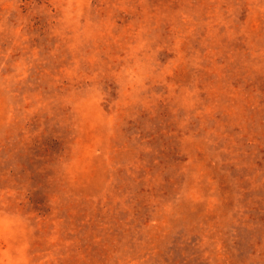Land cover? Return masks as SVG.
<instances>
[{"label":"rangeland","instance_id":"1","mask_svg":"<svg viewBox=\"0 0 264 264\" xmlns=\"http://www.w3.org/2000/svg\"><path fill=\"white\" fill-rule=\"evenodd\" d=\"M0 264H264V0H0Z\"/></svg>","mask_w":264,"mask_h":264}]
</instances>
